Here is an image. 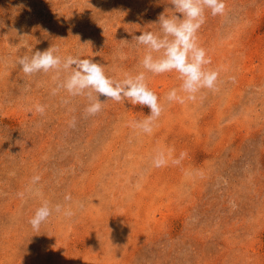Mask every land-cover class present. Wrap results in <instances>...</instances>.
Returning <instances> with one entry per match:
<instances>
[{
  "label": "rangeland",
  "instance_id": "rangeland-1",
  "mask_svg": "<svg viewBox=\"0 0 264 264\" xmlns=\"http://www.w3.org/2000/svg\"><path fill=\"white\" fill-rule=\"evenodd\" d=\"M225 5L198 32L218 90L167 102L178 73H147L164 111L145 134L130 124L148 107L101 95L88 116L85 95L53 94L67 73L17 58L56 47L135 75L134 37L159 32L171 0H0V264H264V0ZM44 201L74 215L34 231Z\"/></svg>",
  "mask_w": 264,
  "mask_h": 264
},
{
  "label": "clouds",
  "instance_id": "clouds-1",
  "mask_svg": "<svg viewBox=\"0 0 264 264\" xmlns=\"http://www.w3.org/2000/svg\"><path fill=\"white\" fill-rule=\"evenodd\" d=\"M171 5L173 14H161L158 23H154L160 26L159 32L145 31L134 37L138 45L146 48L141 60V66L145 71L135 75L125 73L123 79H114L106 74L102 64L93 62L91 58H82L80 55L62 57L56 47L36 51L31 56L18 57L17 64L25 75L41 71L48 73L50 70L67 73L57 88L53 89V94L62 88L70 96L85 95L89 101L85 108L88 116H94L102 111L104 102L98 98L101 95L116 102L131 101L133 104L148 107L149 114L143 120L131 122L130 126L139 132L151 134L156 121L164 111V105L149 87L147 73L152 75L173 71L178 73L182 83L179 88H173L166 94L167 102L195 101L197 94L204 89L218 90L219 69L209 67L212 61L198 41V32L205 23L206 10H210L213 16L222 15L226 8L225 0H171ZM35 111L43 115L45 106L37 104ZM70 126H75V120ZM166 163L162 151L153 158L155 167L164 166ZM39 179V176L33 177V183ZM65 200H71V196H66ZM62 210L67 217L74 215L70 208L62 209V205L57 204L53 209L44 201L36 209L29 223L34 231H39L41 224L48 220L53 211L60 213Z\"/></svg>",
  "mask_w": 264,
  "mask_h": 264
}]
</instances>
